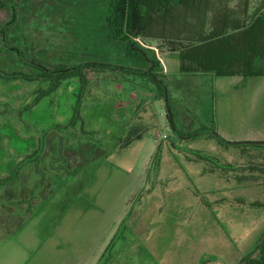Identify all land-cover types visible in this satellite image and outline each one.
Masks as SVG:
<instances>
[{"label":"rangeland","instance_id":"rangeland-1","mask_svg":"<svg viewBox=\"0 0 264 264\" xmlns=\"http://www.w3.org/2000/svg\"><path fill=\"white\" fill-rule=\"evenodd\" d=\"M108 8L109 0H0V264L257 258L264 149L198 133L220 123L223 96L238 94V79L181 73L177 43L137 38L144 56L109 38ZM36 62L81 66L85 78L41 96L47 84L31 68ZM89 62L98 65L83 67ZM124 68L134 92L151 98L118 144L122 131L95 99L102 87L127 89ZM153 68L165 98L135 74ZM167 104L184 137L165 116ZM218 129L228 142L256 139Z\"/></svg>","mask_w":264,"mask_h":264},{"label":"trees","instance_id":"trees-1","mask_svg":"<svg viewBox=\"0 0 264 264\" xmlns=\"http://www.w3.org/2000/svg\"><path fill=\"white\" fill-rule=\"evenodd\" d=\"M261 19L264 22V0L257 3L256 0H109L105 22L110 30L109 38L127 43L133 50H140L136 46L137 38L177 43L176 55L181 73H213L218 77L247 78L264 76V67L256 69L254 66L256 61L264 62V52L256 54L245 46V41L253 39L249 31L254 30L256 24L262 22ZM141 52L145 56V51ZM97 65L98 62H89L83 67ZM79 67L65 64L48 67L44 62L31 66L39 81L47 84V90L40 89L41 96L56 94L66 83L85 78ZM124 69L120 77L133 80L131 76L128 77L133 75L129 72L132 69ZM154 70L135 74L145 82V78H148L156 83L160 91L158 96L164 95L165 98L166 85ZM167 109V117L173 121L169 104ZM173 124L176 137L181 134L184 137L174 121ZM198 133H210L224 145H252L264 149V141L228 142L209 128L201 129ZM171 146L173 148L174 144L171 143ZM160 153L161 148L154 159L159 158ZM263 245L264 239L259 245V256L254 257V252H251L241 264H264Z\"/></svg>","mask_w":264,"mask_h":264},{"label":"crops","instance_id":"crops-1","mask_svg":"<svg viewBox=\"0 0 264 264\" xmlns=\"http://www.w3.org/2000/svg\"><path fill=\"white\" fill-rule=\"evenodd\" d=\"M256 25L257 26L254 30L249 31V36L250 38L253 37V39L251 38L245 41V46L249 47L248 49L250 50L248 51L258 54L264 52V22L262 21ZM254 66L256 69L263 68L264 62L260 60L256 61ZM230 78L238 79L239 87L236 88L238 94H232L231 96L226 94L223 96L220 117L218 120L220 123L215 122L214 126L211 128L215 131L220 130L218 128H220L221 124L224 130L234 131L237 129V131L243 132L251 131L255 132L256 139H247L245 141H264V76H251L247 78L243 76H235ZM126 81L125 86L127 89L118 92L110 87L111 90L109 89L108 92H104L102 87L101 89H98V91H101V95H98L95 99V102L100 103V106L105 104L106 107L104 110L110 108L109 116L112 118L111 124L117 126L115 130L122 131L115 140L118 144L122 143L123 140L127 138V134L125 133L130 131L135 122L134 120H136V118L139 117V113H141V108L143 106L145 107L146 103L151 98L148 95L144 96L143 93L138 95L134 92L136 82L134 78L133 80ZM140 83L143 82L141 81ZM118 86V88H121L120 85ZM102 93L106 95L104 103H102L104 101ZM234 96L238 98V103H233ZM138 102H140V104H138ZM167 111L164 112L166 117ZM123 133L125 134L124 137L122 136Z\"/></svg>","mask_w":264,"mask_h":264},{"label":"water","instance_id":"water-1","mask_svg":"<svg viewBox=\"0 0 264 264\" xmlns=\"http://www.w3.org/2000/svg\"><path fill=\"white\" fill-rule=\"evenodd\" d=\"M171 126H172V128H174V124H173L172 120H171ZM263 257H264V245H263Z\"/></svg>","mask_w":264,"mask_h":264}]
</instances>
